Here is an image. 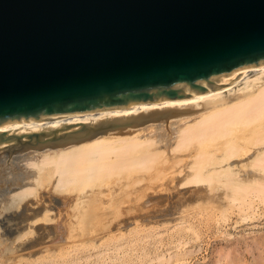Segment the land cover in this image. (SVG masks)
I'll use <instances>...</instances> for the list:
<instances>
[{
	"label": "bare ground",
	"instance_id": "1",
	"mask_svg": "<svg viewBox=\"0 0 264 264\" xmlns=\"http://www.w3.org/2000/svg\"><path fill=\"white\" fill-rule=\"evenodd\" d=\"M6 154L25 166L0 183V254L24 264H186V240L212 231L228 236L235 264L245 250L264 264V71L12 128L0 136ZM235 216L257 219L240 232Z\"/></svg>",
	"mask_w": 264,
	"mask_h": 264
},
{
	"label": "water",
	"instance_id": "2",
	"mask_svg": "<svg viewBox=\"0 0 264 264\" xmlns=\"http://www.w3.org/2000/svg\"><path fill=\"white\" fill-rule=\"evenodd\" d=\"M262 71L264 0H0V136Z\"/></svg>",
	"mask_w": 264,
	"mask_h": 264
},
{
	"label": "rangeland",
	"instance_id": "3",
	"mask_svg": "<svg viewBox=\"0 0 264 264\" xmlns=\"http://www.w3.org/2000/svg\"><path fill=\"white\" fill-rule=\"evenodd\" d=\"M15 154H13V155H11V156H9L8 154H6V156H0V183L1 182H5L6 180H9L10 179V177H11V175H13L10 171H12V170H10V167L11 166H16V164H17V166L16 167H18V164H19V169H23V167L25 166L23 163H24V161L22 162V161H20L19 163H18V161L17 160H19L16 156H14ZM15 157V158H14ZM16 159V160H15ZM10 165V166H9ZM23 165V166H22ZM7 166V167H6ZM9 166V167H8ZM6 167V168H5ZM9 169V170H8ZM15 171L13 170V173H14ZM16 173V172H15ZM10 175V176H7V175ZM7 177V178H6ZM6 178V179H5ZM4 189H2L1 190V187H0V191L2 192ZM234 216V215H233ZM233 218V217H232ZM234 219L236 220V219H238V222H237V225H236V227L238 228V230L240 231V232H243V231H245L244 230V227L242 226V225H244V226H247L249 223H251V225H248V226H252V223L253 222H255V220L257 219V218H254V219H247V220H243V219H239V217H237V216H235L234 217ZM129 228H133V227H135V225H134V222H133V224H131V225H129L128 226ZM129 228H128V230H129ZM230 230H232L231 232L233 233V232H237V233H239V231H237L236 230V228L235 227H233V228H231L230 227ZM243 230V231H242ZM249 231V229H246V231ZM206 233V236L204 235ZM204 234H202V237L201 238H197L196 237V239L195 238H190V239H188V240H186L187 242H188V244H186V245H184L183 247L184 248H186V246H187V248H189V250H188V253L189 254H187V259H186V264H235V262L233 261V259L231 258V257H229L230 259H228V257H226V256H233V254H235V253H233V251L230 249H228L227 248V245H226V242H228V240H227V237L226 238H224L225 237V235H218L216 232V234L215 233H213L212 231H210V232H205ZM133 233H129V236H127L126 238H124V239H122V241L123 240H126V239H133L134 238V235H132ZM235 234V233H234ZM209 235V236H208ZM220 236V237H219ZM221 236H223V238L221 237ZM195 239V240H194ZM135 242V241H134ZM186 242V243H187ZM137 244H136V246H137V250H140L141 248H142V246H143V244L145 243V240H138L137 242H136ZM184 244H185V242H183ZM183 243L181 244V245H183ZM193 244V245H192ZM168 245H166L165 246V248H163V250H165V251H163V252H168V247H167ZM199 246H201L202 248H198ZM226 247L225 249H224V247ZM229 246V245H228ZM243 246V245H242ZM241 245L239 246V250L241 251V252H243L244 251V249H245V245L242 247ZM182 247V248H183ZM197 247V248H196ZM222 247H223V249H222ZM241 247V248H240ZM183 248V249H184ZM186 248V249H187ZM192 249H194L195 250V252H194V254H193V252H189V251H192ZM226 249H228V250H226ZM193 250V251H194ZM239 250H237V252H238V256H239V253L241 254V252L239 251ZM171 250H169V252H170ZM228 252H230V253H228ZM190 253H191V255H190ZM221 253L223 254V253H225V254H227V255H224L223 254V256L221 255ZM231 253H233V254H231ZM10 254V253H9ZM9 254H6V256L4 255V253H2V254H0V258L1 259H3V258H5V260H2V261H5V262H9V264H12L15 260H16V263L15 264H24L25 262H24V260H22L20 257H14V254H10V255H12V256H10ZM193 254V255H192ZM244 254V255H243ZM252 253L251 252H249V251H246L245 250V252H243L242 253V256L244 257V259H242V263L240 262V264H249V263H251L252 264V262H251V259H254V256L252 257V255H251ZM8 255V256H7ZM167 255H169L168 253L165 255V257H167V258H169V256H167ZM236 255V254H235ZM192 256V258H190ZM225 256V257H224ZM240 257H241V255H240ZM13 258V259H12ZM17 258V259H16ZM191 259V262H190V259ZM222 259V261L220 262V261H217L218 259ZM13 261H12V260ZM188 259H189V262H188ZM230 260H231V262H230ZM233 261V262H232ZM148 264V263H147Z\"/></svg>",
	"mask_w": 264,
	"mask_h": 264
}]
</instances>
